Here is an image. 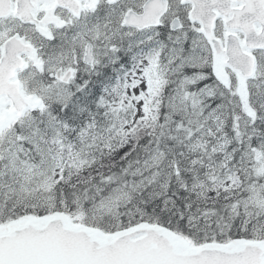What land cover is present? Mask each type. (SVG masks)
<instances>
[{"label":"snow or ice","instance_id":"snow-or-ice-1","mask_svg":"<svg viewBox=\"0 0 264 264\" xmlns=\"http://www.w3.org/2000/svg\"><path fill=\"white\" fill-rule=\"evenodd\" d=\"M0 264H264V0H0Z\"/></svg>","mask_w":264,"mask_h":264}]
</instances>
